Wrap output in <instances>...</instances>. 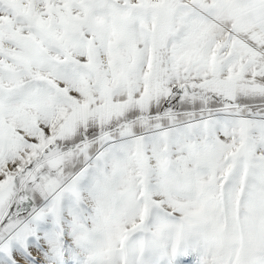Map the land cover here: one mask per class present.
<instances>
[{"label": "snow or ice", "instance_id": "6c2138e0", "mask_svg": "<svg viewBox=\"0 0 264 264\" xmlns=\"http://www.w3.org/2000/svg\"><path fill=\"white\" fill-rule=\"evenodd\" d=\"M0 264H264V0H0Z\"/></svg>", "mask_w": 264, "mask_h": 264}]
</instances>
